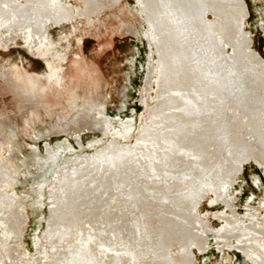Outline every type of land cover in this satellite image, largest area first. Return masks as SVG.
<instances>
[{
	"label": "water",
	"instance_id": "obj_1",
	"mask_svg": "<svg viewBox=\"0 0 264 264\" xmlns=\"http://www.w3.org/2000/svg\"><path fill=\"white\" fill-rule=\"evenodd\" d=\"M0 264H264V0H0Z\"/></svg>",
	"mask_w": 264,
	"mask_h": 264
}]
</instances>
